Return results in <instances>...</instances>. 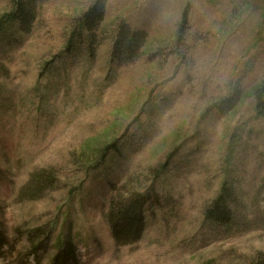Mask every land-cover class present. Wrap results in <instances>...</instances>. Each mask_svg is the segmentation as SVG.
Listing matches in <instances>:
<instances>
[{
	"label": "rangeland",
	"instance_id": "obj_1",
	"mask_svg": "<svg viewBox=\"0 0 264 264\" xmlns=\"http://www.w3.org/2000/svg\"><path fill=\"white\" fill-rule=\"evenodd\" d=\"M262 87L264 0H0V264H264Z\"/></svg>",
	"mask_w": 264,
	"mask_h": 264
},
{
	"label": "trees",
	"instance_id": "obj_2",
	"mask_svg": "<svg viewBox=\"0 0 264 264\" xmlns=\"http://www.w3.org/2000/svg\"><path fill=\"white\" fill-rule=\"evenodd\" d=\"M187 16H188V9L184 13V22L187 21ZM138 37H132L129 39L128 47L130 49H134L136 44L138 43ZM254 97L257 102V110L259 113L263 114L264 113V87L259 88L256 90ZM228 190L226 188L223 189L222 195L220 198L216 201L212 212H210V215L213 216V219L219 220V221H225L228 217ZM117 217V216H116ZM116 218H114L113 227L115 229L114 231V236L116 239L119 241L125 240L130 237H135L137 233L139 232L138 225L140 223V217H134L132 221H130L129 225L127 227H120L118 226V223Z\"/></svg>",
	"mask_w": 264,
	"mask_h": 264
}]
</instances>
